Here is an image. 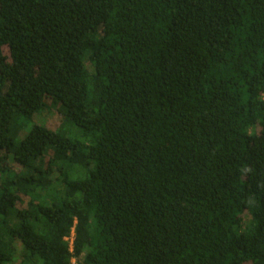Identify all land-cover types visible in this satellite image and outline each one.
Segmentation results:
<instances>
[{
	"label": "trees",
	"instance_id": "16d2710c",
	"mask_svg": "<svg viewBox=\"0 0 264 264\" xmlns=\"http://www.w3.org/2000/svg\"><path fill=\"white\" fill-rule=\"evenodd\" d=\"M73 260L264 264V0H0V264Z\"/></svg>",
	"mask_w": 264,
	"mask_h": 264
},
{
	"label": "rangeland",
	"instance_id": "374dc122",
	"mask_svg": "<svg viewBox=\"0 0 264 264\" xmlns=\"http://www.w3.org/2000/svg\"><path fill=\"white\" fill-rule=\"evenodd\" d=\"M61 121H62V117L55 112H50L47 114L40 115L36 117L34 120L35 123L44 126L50 130H55L61 124ZM70 241H72V237H70ZM15 245L17 249H19L17 243ZM71 264H75V261L73 260Z\"/></svg>",
	"mask_w": 264,
	"mask_h": 264
}]
</instances>
